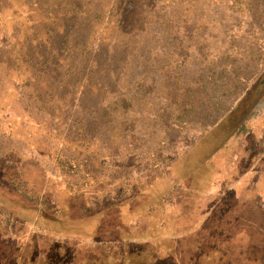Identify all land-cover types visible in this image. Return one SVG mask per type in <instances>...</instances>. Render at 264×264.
Instances as JSON below:
<instances>
[{"label":"rangeland","instance_id":"obj_1","mask_svg":"<svg viewBox=\"0 0 264 264\" xmlns=\"http://www.w3.org/2000/svg\"><path fill=\"white\" fill-rule=\"evenodd\" d=\"M70 1L0 0V187L8 195L0 196V224L28 218L11 199L50 190L52 202L57 175L72 199H92L89 231L39 233L131 244L130 253L143 252L129 256L139 264H211L203 248L187 250L216 238L215 216L248 214L252 254L264 259V217L248 204L264 200V0H168L153 11L160 20L149 35L125 38L119 49L104 23L95 25L87 58L60 51L71 38L44 43L45 25ZM105 50L111 65L91 74L89 60ZM119 95L133 96L103 109ZM104 198L110 204L95 206ZM76 207L68 212L79 215ZM225 242L220 254L232 260L226 247L235 244Z\"/></svg>","mask_w":264,"mask_h":264},{"label":"trees","instance_id":"obj_2","mask_svg":"<svg viewBox=\"0 0 264 264\" xmlns=\"http://www.w3.org/2000/svg\"><path fill=\"white\" fill-rule=\"evenodd\" d=\"M95 1L98 2V5L100 4V6H96L93 3V0L88 1L87 3H82V5L87 7L78 6V3L75 4V0H71L68 4H64L67 7L60 9L63 17L52 18V21L50 22L53 23V25H51V27H49V25H45V30L48 34V40L44 39L45 46L49 47V45H51L49 40L54 37V34L66 39L71 38L68 43L63 44V47H60V51H67L66 53L75 51V55L87 58V56L91 55L94 51L93 45H90L89 43L94 26L104 23L103 28H106L105 30L110 32L109 38L113 41L112 46L115 49H119L125 38L131 39L135 36L149 35L151 31L148 30V27L153 24L151 22L153 18V11L162 9L168 2V0ZM66 17H68L69 20H73L70 27L68 24H64L63 22ZM61 19L63 20L61 21ZM154 19L157 21L160 20L159 17ZM97 41H102L100 36L97 38ZM96 55V57L91 58L88 62L90 67L89 72L91 74L94 71H102L104 68L111 65L112 57L108 55L107 50H105L99 57L98 53H96ZM70 75V72L67 73L65 78H68ZM80 87V94H82L86 89V86L80 84ZM132 96L133 95H119L116 100L108 105H105L103 109L110 110V107L113 104L117 107L119 102H123L127 97ZM113 109L115 110L116 108ZM113 109L111 111H114ZM227 110L228 109L226 108L219 111V116ZM122 113H124V110H122ZM215 119L217 118L213 117L208 124H214ZM33 151L40 153L37 149ZM35 155L40 156L43 154L40 153ZM52 168L55 171L54 167ZM74 170H76L74 175H78L81 172V170L78 169ZM65 171H67V169H64L60 173ZM43 172L44 170L41 171L40 176L42 182L45 180ZM85 174L87 176L89 175L86 171H83L80 175ZM56 177L58 180H56L55 186H57L56 191L59 193H54V200L52 202H50L47 197V195L51 193L50 190L46 195H44V192L41 191L35 195L33 194V196H30L29 199H25L20 202L18 200L11 199V201H13L19 209V217L28 218L23 219L24 221L20 219L21 221L19 222L13 219L10 221L9 217H7L5 225L2 226L0 224V264H57L58 261H60L61 264H65L70 258V262L72 264H139L135 259L139 256L138 252L140 253L142 251L137 250V252L130 253L131 244H128L127 247H123V249H121V247L119 245L117 246V244H109L108 242L103 241H97V244H95L92 241L93 239L85 241L77 239L76 242L68 239L61 240L56 239L55 237H49L47 233H39L38 228L40 227L42 229H59V231L63 230L74 234H88L87 231H89V228H87L89 226H84V224L90 220L87 213L92 210L94 211L95 209L91 207L92 203H89L92 199L87 201L85 200L86 198L72 199L74 191L71 189L72 186L69 181L67 179H62L57 175ZM261 189L260 194L264 195V186L261 187ZM1 194L4 195L5 191H2L0 187V196ZM4 196L8 195L5 194ZM63 198H65V200ZM77 200L81 201L80 204L78 203L79 205L74 204V201ZM238 201L245 202L243 198ZM262 201L264 200L258 199L253 201L250 199V202L247 201L250 208L252 207L251 204L254 205L255 213L261 216V218L264 217V206L261 205ZM51 204L52 207H54V210L53 212L51 211V213H47L46 208H48ZM95 204V206L107 205L110 204V202H107V199L104 198L100 203L95 202ZM219 205L222 207L225 205V202H221ZM242 205H244V203L239 205V207H242ZM72 207L78 208L76 213L79 212V215L68 212ZM230 209L231 208H226V210ZM22 212L26 213L22 214ZM231 215L233 218L230 219L229 217H231ZM226 217H228L227 220L224 219ZM252 217L253 216H249L248 214L243 217H235L233 214L215 216L212 223L217 229L213 230V235L216 238H211L207 241L215 242V244L201 241L199 245H194V247L189 248L187 250V255L189 251L193 253V251H198V249L201 250L203 248L207 251V256L211 259V261H213L211 264H264L262 255H258L256 253L254 255L252 254V246L250 242L253 231L247 227L248 225L246 222V219L250 221ZM29 220L32 221L28 222ZM18 222L20 225L17 231L13 228L11 230V225L14 224L15 226H18ZM23 223L26 225L27 231ZM219 226H223V228L218 229ZM260 228L262 227L259 226L255 230ZM188 232L189 231L186 233ZM4 234H8V236L10 234L11 239H9V241L10 244H12L11 247L10 245H7V241L3 236ZM14 236L19 239L18 242L13 243ZM224 242L227 244H235V246L226 247L231 258H233L232 260L222 259L224 254H220V251L223 249ZM132 247L136 248L135 246ZM171 249L172 248H169V255H175L177 254V251H179L178 248H176L175 251H171ZM124 250L127 255L124 259H122V253ZM155 251L157 252V249ZM129 256L135 257V259L130 260ZM253 259H256V262H254Z\"/></svg>","mask_w":264,"mask_h":264}]
</instances>
